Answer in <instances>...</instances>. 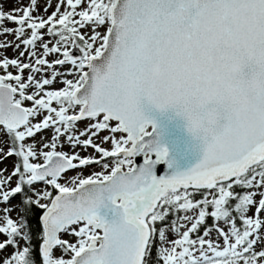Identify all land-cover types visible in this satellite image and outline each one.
<instances>
[{"label": "snow or ice", "instance_id": "snow-or-ice-1", "mask_svg": "<svg viewBox=\"0 0 264 264\" xmlns=\"http://www.w3.org/2000/svg\"><path fill=\"white\" fill-rule=\"evenodd\" d=\"M50 6L0 10V264H264V0Z\"/></svg>", "mask_w": 264, "mask_h": 264}, {"label": "water", "instance_id": "water-1", "mask_svg": "<svg viewBox=\"0 0 264 264\" xmlns=\"http://www.w3.org/2000/svg\"><path fill=\"white\" fill-rule=\"evenodd\" d=\"M142 107L146 115L156 120L157 131L160 133L159 142L167 147L168 159L173 162V168L184 169L194 164L201 155L202 145L186 131L183 118L177 116L172 109L161 113L143 103ZM142 160V156L136 157L137 164ZM166 167L164 162H160L156 166L157 175H163Z\"/></svg>", "mask_w": 264, "mask_h": 264}, {"label": "rangeland", "instance_id": "rangeland-1", "mask_svg": "<svg viewBox=\"0 0 264 264\" xmlns=\"http://www.w3.org/2000/svg\"><path fill=\"white\" fill-rule=\"evenodd\" d=\"M28 2H29V0H0V10H3V11H11L13 8L18 7V6H24V5H26ZM57 2H58V0H38V5H39L40 10L42 11L46 3H47V4H50L51 6L47 8V12H48V14H50V13L54 10V8H55V4H56ZM3 26L11 27V28H15V27H16V25H15L14 23H12V22H7V21L4 22V25H3ZM103 30H104V29L102 28L101 31H103ZM4 39H5V37L0 36V41H2V40H4ZM7 39H8V40H11V39H13V37H12L11 35H9V36L7 37ZM45 39H48V38L45 37ZM7 55H8L9 57H12V56L14 55V53H13V51H12L11 48H9V49L7 50ZM54 58H55V57H52V56H49V57H48L49 60L54 59ZM65 67H67V66H65ZM9 70H10V71H13V73L15 74V70H14V69H11V68H10ZM0 74H3V70H2V69H0ZM24 75H25V76L27 75V71L24 73ZM69 78H71V77H69ZM61 86H62V85H60L59 83H55V84H53L51 87L55 89V88H59V87H61ZM29 91H31V90H29ZM82 126H83V125H81V127H82ZM107 134H108L107 132H101V133H100L101 136H103V135H107ZM41 135H45V136H47V135H49V133L45 132V133H41ZM37 139H39V136H37ZM103 146L106 147V148H109V149H110V147H111L110 143H109V144H105V145H103ZM92 151H93L92 149H88V152H83V151H82V152L80 153V155H81V156L88 155V154L91 153ZM14 159H15V158L12 157V158H9L8 160L4 161L3 164H0V168H3L5 165H7L8 168H9V171H11V167H12V164H13V160H14ZM93 169L98 171V170H99V167L93 165L92 168H90V169H85V173H87V172H89V171H92ZM74 174H75V173H74L73 171H68V172L66 173L67 176H72V175H74ZM17 199H19V197H17ZM14 202H15V201H14ZM0 207H2V206H0ZM12 217H13L14 219L16 218V213H15V212L12 213ZM0 239H2V238H0ZM169 239H171V235H169ZM8 251L11 252L12 249H8ZM57 254L59 255V253H57Z\"/></svg>", "mask_w": 264, "mask_h": 264}, {"label": "trees", "instance_id": "trees-1", "mask_svg": "<svg viewBox=\"0 0 264 264\" xmlns=\"http://www.w3.org/2000/svg\"><path fill=\"white\" fill-rule=\"evenodd\" d=\"M237 191H243L242 189H237ZM55 194V192H54ZM41 214H42V211H41ZM169 219H171V217H169ZM208 223L210 224L211 221L209 220ZM203 229H201L202 231ZM33 248H34V252H38V244L34 242V245H33Z\"/></svg>", "mask_w": 264, "mask_h": 264}]
</instances>
